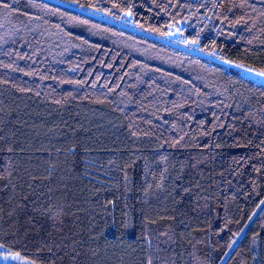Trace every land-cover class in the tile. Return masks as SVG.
<instances>
[{
	"label": "trees",
	"instance_id": "obj_1",
	"mask_svg": "<svg viewBox=\"0 0 264 264\" xmlns=\"http://www.w3.org/2000/svg\"><path fill=\"white\" fill-rule=\"evenodd\" d=\"M60 1L264 75V0ZM0 245L31 264H264V82L0 0Z\"/></svg>",
	"mask_w": 264,
	"mask_h": 264
},
{
	"label": "water",
	"instance_id": "obj_2",
	"mask_svg": "<svg viewBox=\"0 0 264 264\" xmlns=\"http://www.w3.org/2000/svg\"><path fill=\"white\" fill-rule=\"evenodd\" d=\"M46 1H49L51 3L57 4V5H60V6H63V7H66L68 9L75 10V11L83 13V14L89 16V17H92V18H94L96 20L108 23L110 25H114V26L119 27V28H121L123 30L130 31L131 33L146 37L148 39H151V40L157 41L159 43H162L164 45H167V46H170V47H173V48H176V49H180V50H182L184 52H187L189 54H192V55H195V56L207 59V60H211L213 62H216V63H219L221 65H224L225 67H229V68L234 69L236 71H239V72L254 76V77H256L259 80L264 82V75L263 74L257 73V72H255L253 70L248 69V68H244V67H241V66H239L237 64L221 60L219 58L213 57V56H211V55H209L207 53L201 52L199 50H196V49L184 46V45H180V44H178L176 42H173V41H171L169 39H165V38L156 36L154 34H151V33L136 29L134 27H131V26H128V25H124L122 23L116 22L114 20H111L109 18L103 17L101 15H98V14L92 13L90 11H86V10H83L81 8L75 7L73 5L64 3V2H62L60 0H46Z\"/></svg>",
	"mask_w": 264,
	"mask_h": 264
},
{
	"label": "rangeland",
	"instance_id": "obj_3",
	"mask_svg": "<svg viewBox=\"0 0 264 264\" xmlns=\"http://www.w3.org/2000/svg\"><path fill=\"white\" fill-rule=\"evenodd\" d=\"M0 264H31V263H28L18 253L5 251V248L0 245Z\"/></svg>",
	"mask_w": 264,
	"mask_h": 264
}]
</instances>
